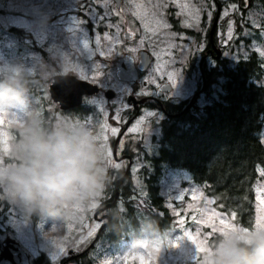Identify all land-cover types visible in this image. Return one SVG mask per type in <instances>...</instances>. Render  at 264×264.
I'll use <instances>...</instances> for the list:
<instances>
[{
  "label": "rangeland",
  "instance_id": "obj_1",
  "mask_svg": "<svg viewBox=\"0 0 264 264\" xmlns=\"http://www.w3.org/2000/svg\"><path fill=\"white\" fill-rule=\"evenodd\" d=\"M245 5L239 7L232 0H121L117 10L112 0H0V68L28 73L31 106L45 123L71 119L87 126L103 146L106 169L104 186L95 201L61 219L40 217L0 198V241L15 240L30 259L43 252L52 264L88 245L95 264H197L204 252H196L197 244L209 249L222 230H227L221 220L229 228H242L214 208L213 200L188 173L167 169L160 180L176 217L170 230L148 238L127 225L126 235L120 240L94 239L108 209L94 214L104 206L105 189L111 191L118 171L136 186L133 199L138 201V220L148 218L145 184L139 172L148 166L145 156L157 152L159 124L165 116L159 105L149 102L127 125L132 108L126 99L133 93L150 96L151 89L164 82L171 86L164 99L173 104L188 102L194 93L197 107L209 102L205 93H199L203 81L198 64L203 57L208 68L217 62L203 56L217 6L220 13L214 35L221 59L234 63L254 51L264 68V9H248ZM171 9L191 36L171 29L165 17L166 10ZM9 28L23 30L30 38L19 41L8 33ZM124 31L132 38L125 41ZM142 49L151 54L152 61L138 83L119 81L106 59L129 53L136 62ZM58 74H71L96 84L100 91L84 97L77 112L60 111L48 92L52 78ZM256 83L264 86V72ZM107 89L114 92L112 99L104 97ZM191 100L185 105L190 107ZM0 118L4 120L0 125V161H5L11 143L20 135L21 120L7 115ZM259 137L264 144V117ZM253 191L251 229L264 222L263 181L254 184ZM117 209L122 213L120 202Z\"/></svg>",
  "mask_w": 264,
  "mask_h": 264
},
{
  "label": "trees",
  "instance_id": "obj_2",
  "mask_svg": "<svg viewBox=\"0 0 264 264\" xmlns=\"http://www.w3.org/2000/svg\"><path fill=\"white\" fill-rule=\"evenodd\" d=\"M232 1L239 7L245 3L248 9L256 6L264 9V0ZM8 33L19 41L30 38L16 28H9ZM263 72V62L254 51L234 63L220 59L211 68L203 64L204 86L199 92L205 93L209 102L200 107L195 102L185 106V101L165 104L167 115L159 124L157 152L145 156L148 166L139 172L145 184L147 216L156 222L159 233L170 230L176 220L160 180L167 169L188 173L192 182L202 186L205 196L213 200L217 211L231 217L242 228L253 227V188L260 180L264 183V144L259 137L263 128L264 86L256 83ZM123 175L124 172H117L111 181V191L104 187L107 196L104 205L112 201L116 190L119 193L117 202L107 210L108 222L99 234V238H109L112 242L126 235L127 225L138 231L140 223L138 201L133 199L136 186ZM118 202L123 207L122 213L117 209ZM88 248L89 245L59 264H95ZM29 264L52 263L41 252L29 258Z\"/></svg>",
  "mask_w": 264,
  "mask_h": 264
},
{
  "label": "clouds",
  "instance_id": "obj_3",
  "mask_svg": "<svg viewBox=\"0 0 264 264\" xmlns=\"http://www.w3.org/2000/svg\"><path fill=\"white\" fill-rule=\"evenodd\" d=\"M0 115L21 120L9 159L0 161V198L52 219L95 201L106 178L103 146L79 122L45 123L31 106L28 73L0 68ZM137 228L148 238L159 235L150 217ZM197 264H264V227L226 231L201 253Z\"/></svg>",
  "mask_w": 264,
  "mask_h": 264
},
{
  "label": "water",
  "instance_id": "obj_4",
  "mask_svg": "<svg viewBox=\"0 0 264 264\" xmlns=\"http://www.w3.org/2000/svg\"><path fill=\"white\" fill-rule=\"evenodd\" d=\"M114 7L116 9L120 8L121 0H112ZM220 13V8L217 6L216 14L213 20V23L209 30V43L211 45L210 51L215 52V59L218 60L221 56V52L217 50L213 43V36L215 33L218 16ZM124 40H129L132 38V35L126 31L123 33ZM200 61V65L202 63ZM106 63L112 64L114 66L115 77L122 82L133 83L137 81L138 73L145 71L151 63L150 53L144 49L137 52V61H134V58L131 54L125 53L122 56L117 57L116 59H106ZM171 87L168 84L162 85L158 92L167 93ZM48 92L51 100L58 104L60 110L66 111L81 106L83 98L87 96H94L99 93V87L96 84L89 83L84 80H80L71 74H58L52 78V82L48 87ZM104 97L109 100L114 97V92L110 89H107L103 92ZM132 97L127 98V103H132L134 106L141 101H132ZM115 151V148L113 149ZM115 154V152H114ZM125 175V174H124ZM123 175V176H124ZM117 182H115V187ZM119 198V193L116 190L113 195V199L110 203L98 209L95 212L96 214L106 210L111 205H114ZM101 219H107L108 215L104 214ZM100 219V220H101ZM105 225H102L96 233L95 239L98 238L99 232L104 228ZM2 251L0 253V264H28V258L25 254L21 245L18 242L11 238H7L2 243ZM73 256L68 257L72 259Z\"/></svg>",
  "mask_w": 264,
  "mask_h": 264
},
{
  "label": "flooded vegetation",
  "instance_id": "obj_5",
  "mask_svg": "<svg viewBox=\"0 0 264 264\" xmlns=\"http://www.w3.org/2000/svg\"><path fill=\"white\" fill-rule=\"evenodd\" d=\"M173 9L175 10L174 7H173ZM173 9L166 10V12H165L166 16L165 17H166V19H168V23L170 24L171 29L172 30H175L176 32H178L179 30H183V29H182L180 23L178 22L179 19H177V17L174 16L175 11ZM183 31L187 32V34L188 33H192V32H190L188 30H183ZM188 35L191 36V34H188ZM208 44H209V38H208V34H207V46L205 48V51L203 52V56H207V57L209 56V57H213L214 58V53H213V51L212 52L210 51L211 47H209ZM219 50H221V49H219ZM202 59H203L202 60V63H204L205 58L203 57ZM142 73H138L137 81L134 82L133 85L136 84V83H138V80L140 79L141 75H143ZM142 84H143V86H146V82H143ZM164 84H166V83L159 82V84L157 85V87L151 89L152 95H150V96L140 97L136 93H133L132 95L131 94L129 95V97H132L133 98L132 101H141V102L137 103L135 106L132 103H128L130 105V107L132 108V111L130 112L131 118L128 120L127 125L130 124L131 121H133V119H135L139 115L141 109L143 107H145L146 105H148L149 102L155 103L157 105L156 107H158V105H159V107H161L160 112L164 116L167 115L166 112H165V104H166V106H169V105L171 106V105H174V104L171 103V101H167V100L164 99L166 93H164V92L163 93L158 92L159 88L162 85H164ZM170 92H171V89H170V91L168 93H170ZM191 98H192V96H191ZM195 101H196V98L194 100L192 99L191 100V103H193ZM163 104H164V106H162ZM188 104H189V101L186 103V105H188ZM78 109H79V107L78 108H74V109H70V110H66V111H63V112H67V111L77 112Z\"/></svg>",
  "mask_w": 264,
  "mask_h": 264
},
{
  "label": "snow or ice",
  "instance_id": "obj_6",
  "mask_svg": "<svg viewBox=\"0 0 264 264\" xmlns=\"http://www.w3.org/2000/svg\"><path fill=\"white\" fill-rule=\"evenodd\" d=\"M3 123H4V120L2 118H0V125H2ZM2 135H3V133H0V136H2ZM261 203L264 204V201H261ZM93 206H95V205H93ZM258 221H259V218H258ZM221 224H224L225 229H227V230H222V234H224L226 231H235L237 229L235 227L229 228L228 225L226 224V222L223 220H221ZM261 227H264V222H258L256 228H261ZM238 229L240 230L241 233H246L248 231L247 229H243V228H238ZM193 243H196V241L193 240ZM205 250L206 249L204 247H202L201 244H197L196 252H202ZM61 251H63V250L61 249Z\"/></svg>",
  "mask_w": 264,
  "mask_h": 264
}]
</instances>
